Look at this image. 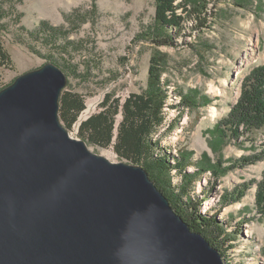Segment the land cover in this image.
<instances>
[{
  "label": "rangeland",
  "instance_id": "1",
  "mask_svg": "<svg viewBox=\"0 0 264 264\" xmlns=\"http://www.w3.org/2000/svg\"><path fill=\"white\" fill-rule=\"evenodd\" d=\"M186 1L207 6L206 13H185L179 31H168L173 44L158 46L156 0H0V37L13 59L0 85L53 62L68 77L65 90L85 98L82 119H88L107 94L125 101L146 91L152 57L166 54V128L155 139L170 159L187 156L185 173L197 177L190 199L203 202L202 213L218 210L228 224L225 263L264 264V219L255 204L264 179V129L251 136L242 125L226 146L212 135L238 104L245 81L264 66V0ZM181 92L196 96L197 107L182 105ZM68 130L92 152L132 164L82 138L79 125ZM173 181L189 179L173 172ZM239 191L241 199L226 200Z\"/></svg>",
  "mask_w": 264,
  "mask_h": 264
},
{
  "label": "water",
  "instance_id": "2",
  "mask_svg": "<svg viewBox=\"0 0 264 264\" xmlns=\"http://www.w3.org/2000/svg\"><path fill=\"white\" fill-rule=\"evenodd\" d=\"M67 85L49 62L0 90V264H226L146 169L70 135Z\"/></svg>",
  "mask_w": 264,
  "mask_h": 264
},
{
  "label": "trees",
  "instance_id": "3",
  "mask_svg": "<svg viewBox=\"0 0 264 264\" xmlns=\"http://www.w3.org/2000/svg\"><path fill=\"white\" fill-rule=\"evenodd\" d=\"M206 9L205 5L195 7L186 0H156V21L160 28L154 34L157 39L155 43L158 46L172 45V35L168 31H179L185 21L184 14L191 11L201 15L206 13ZM42 29L48 34L49 30L46 31L44 24ZM168 63L166 54H155L151 59L147 90L131 94L125 101L107 94L99 111L81 122L79 135L103 149L113 148L122 160L146 169L175 212L190 225L192 231L205 236L224 258L225 250L230 247L232 240L227 231L228 224L217 218L218 210L214 214L202 213L199 207L203 202L193 203L190 199L189 186L197 177L185 173L187 156L170 159L161 149L160 140L155 139L166 128L165 109L168 107L170 94L163 76ZM12 67L13 59L0 37V82L2 71ZM2 89L0 85V90ZM180 95L182 105L197 107L199 99L196 96L185 92ZM86 110V100L81 94L71 90L63 91L59 115L66 128L76 127ZM118 116H121L120 121ZM242 125L251 136L264 129V66L255 70L245 81L238 104L234 106L230 116L218 123L212 135L218 144L226 146L232 139L240 137L239 129ZM173 172H179L189 181L174 184ZM242 195L239 191L226 200H239ZM255 204L264 219V179L258 185Z\"/></svg>",
  "mask_w": 264,
  "mask_h": 264
},
{
  "label": "built area",
  "instance_id": "4",
  "mask_svg": "<svg viewBox=\"0 0 264 264\" xmlns=\"http://www.w3.org/2000/svg\"><path fill=\"white\" fill-rule=\"evenodd\" d=\"M86 112H87V110L82 114L81 119H80V122L78 123V125H80L82 121L86 120V119H82V118L85 117V113Z\"/></svg>",
  "mask_w": 264,
  "mask_h": 264
}]
</instances>
